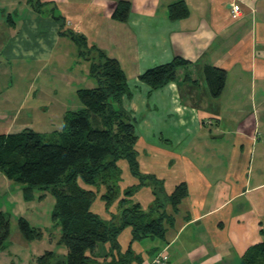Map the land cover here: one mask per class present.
<instances>
[{
  "label": "crops",
  "instance_id": "0c3cea01",
  "mask_svg": "<svg viewBox=\"0 0 264 264\" xmlns=\"http://www.w3.org/2000/svg\"><path fill=\"white\" fill-rule=\"evenodd\" d=\"M37 1L38 9L28 0H0V133L59 130L51 121L67 109L43 97L46 77L95 82L92 53L80 51H103L126 76L130 94L122 102L136 121L140 172L160 180L166 193L180 182L187 188L176 208L166 205L162 239L133 240L126 226L120 250L141 256L132 264H153L158 254L166 255L165 264H244V255L264 242V0ZM120 1L129 4L124 21L113 16ZM175 2L186 5V17H169ZM230 3L240 5V17ZM68 31L83 36L86 48ZM176 56L188 64L176 69L174 81L151 89L139 79ZM205 66L226 72L217 96ZM118 164L121 191L137 184L127 162ZM11 183L0 171V184L9 190ZM102 192L91 210L108 219L117 201L106 209ZM131 198L145 209L152 188L146 184ZM6 249L0 251L8 260L0 256V264H30Z\"/></svg>",
  "mask_w": 264,
  "mask_h": 264
},
{
  "label": "trees",
  "instance_id": "16d2710c",
  "mask_svg": "<svg viewBox=\"0 0 264 264\" xmlns=\"http://www.w3.org/2000/svg\"><path fill=\"white\" fill-rule=\"evenodd\" d=\"M28 3L39 8L37 0H28ZM128 10L129 4L120 1L113 16L124 21ZM187 12L183 2L169 6L171 19L184 18ZM66 34L86 48L83 36L72 31ZM87 53L96 54L91 57L89 67L95 86L77 90L81 107L63 113L59 130L46 134L25 128L0 133V171L9 180L21 184L26 200L34 199V188L47 189L54 198L52 225L60 232L56 244L63 246L65 253L46 250L35 257L33 264L140 263L141 256L131 248L120 250V231L130 226L133 240L162 239L164 220L169 218L166 205L176 208L187 194L184 182L166 193L160 180L140 172L135 149L136 121L122 102L123 97L130 94L125 73L118 61L103 51L94 47L80 51V55ZM187 64L186 59L176 56L167 63L148 68L139 79L151 89H157L174 81L176 69ZM203 74L211 93L219 95L224 86L225 70L205 66ZM120 160L127 162L130 173L138 179L137 184L123 191L119 185ZM146 184L152 188L154 199L144 209L131 197ZM102 187L99 197L106 209L117 201L116 213L110 214L108 219L91 210ZM18 222L26 240L42 238L40 228L29 225L23 217ZM8 236L9 220L0 211V250L6 247ZM104 245L108 247L101 254ZM97 255L109 256V260H99ZM243 260L244 264H264V242L247 252Z\"/></svg>",
  "mask_w": 264,
  "mask_h": 264
},
{
  "label": "rangeland",
  "instance_id": "374dc122",
  "mask_svg": "<svg viewBox=\"0 0 264 264\" xmlns=\"http://www.w3.org/2000/svg\"><path fill=\"white\" fill-rule=\"evenodd\" d=\"M95 55V53H92V57ZM45 80V94L43 97L52 101L54 106L61 108V110H76L80 108L81 103L77 96V90L89 88L91 87L90 85L95 86V82L91 78L73 83L69 82L68 79H47L46 77ZM57 115V113L54 114V117ZM57 119L51 122L57 125L56 127H60L61 120L57 121ZM39 129L40 133L51 134L53 132L51 125ZM7 187L0 184V211L9 220V236L6 241V252L15 254L19 258L29 261L30 264H33L36 256L46 250H54L58 254H63L65 248L56 244V238L60 232L52 225L51 212L53 210L54 198L49 190L34 188V199L30 201L24 198L21 184L13 182L9 190ZM41 194H44L43 197H39ZM20 217H23L29 225L40 228L43 234L42 238L30 241L26 240L20 231L18 222ZM0 253L2 262L6 259L8 260L7 255L1 251Z\"/></svg>",
  "mask_w": 264,
  "mask_h": 264
},
{
  "label": "built area",
  "instance_id": "2783aa9c",
  "mask_svg": "<svg viewBox=\"0 0 264 264\" xmlns=\"http://www.w3.org/2000/svg\"><path fill=\"white\" fill-rule=\"evenodd\" d=\"M230 12L233 17H240L242 15L241 7L238 3H230ZM153 264H165L166 263V255L158 254L154 256L152 260Z\"/></svg>",
  "mask_w": 264,
  "mask_h": 264
}]
</instances>
